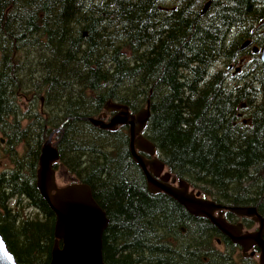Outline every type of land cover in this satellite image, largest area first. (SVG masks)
<instances>
[{
	"label": "trees",
	"instance_id": "trees-1",
	"mask_svg": "<svg viewBox=\"0 0 264 264\" xmlns=\"http://www.w3.org/2000/svg\"><path fill=\"white\" fill-rule=\"evenodd\" d=\"M253 45L264 47V0H0V145L11 164L0 172V234L15 260H51L55 214L36 172L53 133L54 168L88 184L108 218L105 264H257L148 191L127 126L88 120L107 102L135 113L149 101L143 135L166 170L264 217V62Z\"/></svg>",
	"mask_w": 264,
	"mask_h": 264
},
{
	"label": "water",
	"instance_id": "water-1",
	"mask_svg": "<svg viewBox=\"0 0 264 264\" xmlns=\"http://www.w3.org/2000/svg\"><path fill=\"white\" fill-rule=\"evenodd\" d=\"M248 46H251L249 40L242 45V48ZM252 51L258 53L260 60L264 62V47L252 46ZM230 69L231 66L227 68L228 71ZM238 70L239 68L236 69ZM104 109L118 113L108 121L103 119L106 116L104 113L103 118L100 116L88 118L89 122L104 130H115L121 125L129 127L131 157L143 171L150 193H165L184 207L190 215L208 219L244 251L256 245L260 249L259 264H264V218L258 214L254 206H223L212 199L205 198L199 191L192 189L186 181L172 176L166 170L164 163L156 156L154 144L143 135L150 117L149 101L146 107L135 114H131L126 105L112 102H107ZM52 135L53 133L41 148L36 172L37 189L55 214V240L49 264H105L102 255V238L108 225V218L95 201L88 184L75 182L61 187L57 185L53 166L59 161V155L52 144ZM143 153L152 157L146 159ZM160 174L162 175L158 180L157 177ZM223 210L232 211L244 217H253L259 223L258 230L242 234L240 224L231 225L214 215ZM0 264H19L7 248L1 234Z\"/></svg>",
	"mask_w": 264,
	"mask_h": 264
},
{
	"label": "flooded vegetation",
	"instance_id": "flooded-vegetation-1",
	"mask_svg": "<svg viewBox=\"0 0 264 264\" xmlns=\"http://www.w3.org/2000/svg\"><path fill=\"white\" fill-rule=\"evenodd\" d=\"M117 113L118 112H116V111H112V112L106 113V118H110L112 115L117 114ZM130 113L131 114H135L136 112L134 113V112L130 111ZM102 114H101V116H102ZM127 128H128V131H129V127L128 126H127ZM3 142L4 141L1 139V143H3ZM143 155H144V157L146 159H149V158L152 157V156H149V155H147L145 153H143ZM148 168H150V166H148ZM161 175L162 174H160V176L157 177L158 180H160ZM223 206H227V205H223ZM214 215L217 216V217L218 216L221 217L222 219H224L227 223H229L231 225L237 226V225L240 224L242 226V228H241V233L242 234L243 233H248V232H250V233L251 232H256L258 230V227H259V223L257 221H255L253 217L240 216V215L235 214L232 211L223 210V211L216 212ZM199 218H202V217H199ZM202 219H206V218H202ZM206 220H208V219H206ZM209 223H210V221H209ZM212 226L214 227V229L216 231V235H217V238H216L217 246L219 248H222L221 250H224L225 247L223 245V240L222 239H225V238L228 239V240H230V239L226 235H224L222 232H220L214 225H212ZM263 238H264V236H263ZM232 244H234V245L237 246V250H238L239 255L241 256L242 259H244V260L245 259L246 260L247 259H251V260L256 261L257 264H259L260 249L256 245H253L252 248H250L249 250L244 251V250H242V248L238 244H235L233 242H232ZM250 263H251V261H247V262H244L243 264H250Z\"/></svg>",
	"mask_w": 264,
	"mask_h": 264
},
{
	"label": "rangeland",
	"instance_id": "rangeland-1",
	"mask_svg": "<svg viewBox=\"0 0 264 264\" xmlns=\"http://www.w3.org/2000/svg\"><path fill=\"white\" fill-rule=\"evenodd\" d=\"M248 60V58L246 59ZM239 68L238 71L235 70V67H231V69L229 70V72L233 75H235L237 72H241V67H237L236 69ZM19 105L21 106L22 110L25 111L26 109V101L23 99H19ZM53 142V141H52ZM5 144L4 142L0 145V172L3 171L4 169L10 167V162L7 158H4L2 156V148H4ZM19 151H21V148H18ZM57 169H55L56 173H55V177H56V182L59 186H63L64 184H66L67 182H69L70 177L68 176L67 172L61 167V166H57ZM33 210L31 208L27 209L25 213L27 214H33L32 213ZM222 249V248H220Z\"/></svg>",
	"mask_w": 264,
	"mask_h": 264
},
{
	"label": "bare ground",
	"instance_id": "bare-ground-1",
	"mask_svg": "<svg viewBox=\"0 0 264 264\" xmlns=\"http://www.w3.org/2000/svg\"><path fill=\"white\" fill-rule=\"evenodd\" d=\"M207 6H208V4H207ZM207 8V7H206ZM254 46V45H253ZM149 110H150V108H149ZM53 136V135H52ZM150 159V158H149ZM232 252V251H231Z\"/></svg>",
	"mask_w": 264,
	"mask_h": 264
}]
</instances>
